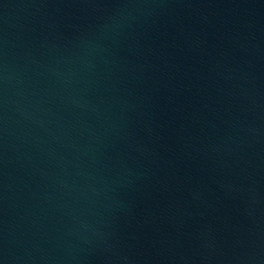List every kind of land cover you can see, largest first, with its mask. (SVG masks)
<instances>
[{
	"label": "water",
	"instance_id": "water-1",
	"mask_svg": "<svg viewBox=\"0 0 264 264\" xmlns=\"http://www.w3.org/2000/svg\"><path fill=\"white\" fill-rule=\"evenodd\" d=\"M0 264H264V0H0Z\"/></svg>",
	"mask_w": 264,
	"mask_h": 264
}]
</instances>
